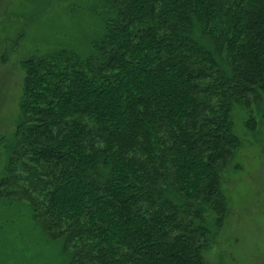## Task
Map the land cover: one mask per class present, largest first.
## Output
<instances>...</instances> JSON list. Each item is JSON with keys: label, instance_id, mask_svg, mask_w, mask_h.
<instances>
[{"label": "trees", "instance_id": "obj_1", "mask_svg": "<svg viewBox=\"0 0 264 264\" xmlns=\"http://www.w3.org/2000/svg\"><path fill=\"white\" fill-rule=\"evenodd\" d=\"M100 2L86 57L22 62L0 183L68 264H208L229 214L235 114L254 130L247 110L264 97V0Z\"/></svg>", "mask_w": 264, "mask_h": 264}, {"label": "rangeland", "instance_id": "obj_2", "mask_svg": "<svg viewBox=\"0 0 264 264\" xmlns=\"http://www.w3.org/2000/svg\"><path fill=\"white\" fill-rule=\"evenodd\" d=\"M108 11L100 0H0V182L16 144L22 62L62 48L86 57ZM247 111L256 126L246 130V111L236 112L240 145L224 174L229 214L204 252L208 264H264V97ZM10 185L0 183V264H68L63 241L28 201L7 196Z\"/></svg>", "mask_w": 264, "mask_h": 264}]
</instances>
